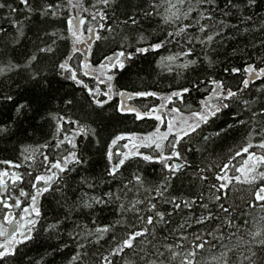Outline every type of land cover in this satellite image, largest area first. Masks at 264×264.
<instances>
[{
  "label": "snow or ice",
  "instance_id": "6c2138e0",
  "mask_svg": "<svg viewBox=\"0 0 264 264\" xmlns=\"http://www.w3.org/2000/svg\"><path fill=\"white\" fill-rule=\"evenodd\" d=\"M121 6L122 20L115 15ZM261 8L264 0H140L137 5L95 0L90 7L84 0H0V13H6L0 14V109L10 108L15 122L30 112L55 122L54 143L40 146L51 147L52 154L32 149L25 157L35 163L39 151L38 168L29 164L33 170L22 173L23 164L0 160L6 166L0 170V264H56L57 255L62 264H264V88L248 94L250 85L264 84ZM89 18L95 27L87 26ZM111 20L117 21L115 28ZM33 21L38 26L28 27L32 38L25 44V27ZM145 21L149 28L156 26L154 38L140 27ZM129 25L138 36L123 32L122 26ZM101 40L119 50L97 61L93 45ZM161 50L170 54L160 55L156 68L173 80L184 75V86L165 95L114 90L113 81L118 83L137 57ZM221 55L244 59L243 65L224 68L226 78L242 77V87L234 90L226 79L201 75ZM61 81L76 87L60 95ZM76 89L86 95L77 98ZM193 92L202 96L195 108L186 99ZM24 93L32 98L21 102ZM115 97L119 100L112 103ZM149 98L162 102L145 104ZM53 100L61 106L59 112L46 107ZM109 107L134 122L155 123L143 135H114L105 146L103 171L92 174L89 149L93 139L99 146L100 130L89 127L96 124L89 118L103 122ZM77 109L84 113V123L68 114ZM223 116L230 121L218 124ZM11 132L8 124L0 126V137ZM233 134L240 142L230 155L221 163H206L203 152L217 138ZM119 141H127V151L116 150ZM196 153H201L200 164ZM145 164L160 165L155 184ZM185 179L190 189L199 184L200 191L176 193V184ZM106 185L107 190L96 192ZM238 185L247 193L241 197L243 206L235 201ZM46 194L59 209L51 220L40 203ZM257 208L258 217L251 211ZM104 212L113 219L101 226ZM41 241L45 250L31 256L29 245Z\"/></svg>",
  "mask_w": 264,
  "mask_h": 264
},
{
  "label": "trees",
  "instance_id": "16d2710c",
  "mask_svg": "<svg viewBox=\"0 0 264 264\" xmlns=\"http://www.w3.org/2000/svg\"><path fill=\"white\" fill-rule=\"evenodd\" d=\"M18 2V0H17ZM119 2V0H117ZM85 7H90V3H95V0H84ZM132 5H137L140 3V0H131ZM124 7L121 6L119 12H117L115 15L119 17L121 20L124 17ZM131 11L134 13L135 8H132ZM0 14H6V13H0ZM68 13L65 12L63 15H67ZM87 15V14H85ZM113 13L109 12V16H112ZM260 15H264V8L260 9ZM20 19H23V13L19 17ZM110 26L116 27L117 21L111 20L108 22ZM38 25L33 21V23L30 26L25 27V31L27 33L28 39L24 41L25 44L30 45V41L32 38V32L28 30V27H31L35 29ZM87 26H96V22L88 21ZM7 27V25H5ZM141 28H147L148 32L153 33V38L156 35V26L153 25L152 27H148L147 22H143L140 25ZM123 32L127 33L131 36H138L139 33L135 32L133 30V26H122ZM87 35V33H85ZM240 47H243V41L241 40L239 42ZM70 46V44H69ZM63 50V49H61ZM113 50H119L116 47L115 43H112L110 41H97L93 45V51L95 53L93 59L94 60H101L103 56L105 55H111ZM231 50V44L229 45V51ZM169 52L161 50L160 54L156 53H149L146 57H137L135 59V63L131 66L130 71L126 70L123 74H121L116 81H113L114 90L115 89H147L150 91H157L161 95H165L168 92L172 90H179L181 86H184L186 84L185 76H178L174 80L172 77L160 74V69L156 68V63L160 59V55L167 56L169 55ZM222 61V62H221ZM73 64H75V61H73ZM244 59H241L239 57H225L223 55L220 56V58L216 62V66L214 68L207 69L205 72L201 73L204 77H208L209 74L216 78L220 79H226V83H229V85L235 90V88L239 85L242 87L241 82V76H228L225 77L224 68L225 66L231 67L233 65H243ZM186 75V74H185ZM86 83L89 84L90 87L96 86V81L94 80H88L85 78ZM63 84V88L60 90V95H63L64 92H71L76 87L73 85L70 81H61ZM171 84V88L169 85ZM56 87H59V85H55ZM103 87V86H102ZM257 87L264 88V84H261L259 81L256 82V84L250 85L249 95L252 93H255L257 91ZM77 98H82L86 93L82 92L80 89H76L75 92ZM32 98L31 93H24L21 99V102H23L24 99H30ZM202 98L200 93L193 92L191 96L186 97L187 102L192 104V106L195 108L199 100ZM119 98L115 97L112 101V103L118 102ZM162 101L157 100L154 98H149L148 101H144L145 104H150L152 106L160 104ZM132 103L137 104V106H140L139 101H133ZM46 107L51 108L54 110V112H59L60 105L58 101L53 100L51 101ZM107 107V106H106ZM90 111V110H89ZM62 114V113H61ZM69 115H73V117H80L81 122L84 123V113L81 112L79 109L76 110V112L68 113ZM105 119L103 122H100L94 115L89 118V120H96V124L93 125L89 123V127H99L100 130V144L99 146L96 145L95 139H93L92 146L90 147L89 151L91 153L90 164L91 167L88 169L89 173L92 174H99L103 171L104 166L106 164V159L104 156V153L106 152V145L111 142V139L114 138V135H119L121 133L129 134V133H137V134H145L147 132H150L153 130L154 121L152 120H143V121H133L131 117H121L113 113V110L109 107L108 111L104 113ZM107 117H111V119H108ZM230 116H223L220 121H218V124H223L225 120L230 121ZM16 121L15 113L8 107L0 109V126H3L4 124H8L12 132L9 134L8 137H0V160H12L15 163H21L24 165V167L18 169L20 172H25L26 170H33L38 168L39 161L42 159V157L39 154V151H45L48 152L50 155L52 154L53 149L49 147L48 149H42L40 148L41 145L45 144L46 142L54 143L52 139L51 133L54 131V120L53 121H46L41 116H35L33 113H29L27 118H21L19 122ZM15 122V123H14ZM205 135L208 134L207 131L204 133ZM239 135L233 134L231 136H228L227 138L221 140L219 138L216 139L215 144L210 145L208 147V150L206 152H203V156L205 157L206 163H221L223 162L229 155L231 150H233L238 144H239ZM81 148L84 147V144L80 145ZM194 147H199V144L194 142ZM27 149V151H25ZM32 149H39L37 152L34 160L35 163H33V160H25L26 156H29L31 154ZM142 152L148 153L151 150L147 148H142ZM189 160L193 159L192 154H188ZM195 162L197 164L201 163V153L195 154ZM239 157L237 158V161H239ZM235 163V162H234ZM33 164V169H29L28 165ZM6 166L0 165V170H3ZM144 169L147 173V177L152 180L153 184L157 182L156 178L159 176L160 172V165H144ZM42 171V169H39ZM191 170H189L190 172ZM35 174V172H34ZM82 175L84 173H81ZM78 179V177H77ZM107 185L104 188H97L96 192H102L107 190ZM238 188H241V191L235 194V201L238 204H242L241 197L247 198L246 191L243 190V186H237ZM25 190H28V186L25 187ZM200 191V185L197 184L193 188L190 189V184L187 179L184 180L183 184L177 183L176 184V193L182 194L184 196L192 195L196 192ZM205 195H208L207 187L205 186ZM47 198H41L40 203L42 204V211L46 214V218L48 220H51V218L55 215L57 211H59L56 201L52 198L51 195L46 194ZM16 211V210H14ZM252 214L254 216L260 215V209H253L251 210ZM4 214V210L0 208V216ZM113 219V216L110 212H104L100 214L99 217V223L101 226H103L105 223H108ZM45 244L46 242H39L35 245H29V248L31 249L30 255L31 256H37L40 253H42L45 250ZM23 251V249H22ZM56 264H62L61 258L59 255L55 257Z\"/></svg>",
  "mask_w": 264,
  "mask_h": 264
},
{
  "label": "rangeland",
  "instance_id": "374dc122",
  "mask_svg": "<svg viewBox=\"0 0 264 264\" xmlns=\"http://www.w3.org/2000/svg\"><path fill=\"white\" fill-rule=\"evenodd\" d=\"M85 36H86V34H85ZM101 87H102V85H101ZM164 130V128L163 127H161V131H163ZM124 143H127V141H119L118 143H117V146H116V150H120V151H127L128 149H124L123 148V144ZM129 148H131V144H129ZM142 149V148H141ZM141 149H140V151H141ZM142 152V151H141Z\"/></svg>",
  "mask_w": 264,
  "mask_h": 264
}]
</instances>
